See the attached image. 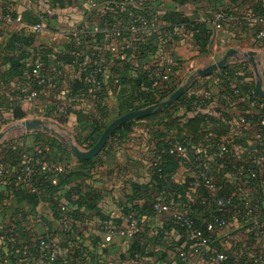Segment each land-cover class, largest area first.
Returning a JSON list of instances; mask_svg holds the SVG:
<instances>
[{
  "label": "crops",
  "instance_id": "0c3cea01",
  "mask_svg": "<svg viewBox=\"0 0 264 264\" xmlns=\"http://www.w3.org/2000/svg\"><path fill=\"white\" fill-rule=\"evenodd\" d=\"M158 2L152 4L150 9H154L160 18L163 8L159 4H164V9L180 12L190 22L196 21L209 26L212 36L205 53H200L193 34L178 26L174 30L176 39L172 43L168 41L169 45L161 47L164 39L150 35L147 41L151 46L144 56L138 57L127 52L128 55L126 54L125 57L111 58L108 48L93 37L92 27H88L90 7L87 0H78L77 3L73 1L72 5L64 9L55 8V0H0V12L10 13L18 18L10 23L0 20V134L6 127L15 124L0 142V158L9 159L12 153H23L21 164L38 157L49 165L57 163L60 154L51 146V142L49 143L51 139L62 143L57 137L44 131L27 132L13 128L26 121L42 120L65 136L68 141H74L79 145L78 142L82 143L86 139L90 122L97 115V104L93 99L92 90L80 91L72 96L70 82L64 77H59L57 85L49 88L48 92L40 96L35 103L25 102L24 97L33 89L32 79L29 76L10 78L8 73L11 68L6 62L7 54L4 51L7 42L15 33L35 35L38 43L50 51L47 60L51 69H55L57 60L66 55L81 56L85 60L97 58L106 62L107 72L102 80L104 102L111 112L117 107V92L112 90V79L116 77L131 79L135 72L158 71L161 67L170 66L173 75L185 84L198 70L219 61L230 50L238 53L237 58L228 61V65L235 71L236 84L255 89L256 77L253 66L248 60V53L253 52L256 55L264 88V42H257L255 38L256 33L264 28V13L258 12L251 0H183L182 4L178 0ZM42 15L46 16L48 31L36 34L32 30L34 25H31L27 19L37 17L40 19ZM219 16H222L223 20H219ZM162 72L164 73V70ZM196 81H198L197 87H203L209 99L220 98L222 86L215 81V78L210 76ZM158 84L157 79L155 86ZM262 104L264 107V99ZM15 106L21 108L25 114L24 119L13 121ZM61 106H66L71 111L66 120L59 116L58 109ZM235 111L237 113L234 116H239V109L236 108ZM183 112L182 109L180 113ZM110 122H113V118H110L106 124ZM135 122L129 134L111 140L107 148L97 156L95 174L90 178L80 177L79 180L55 188L43 185L41 182L34 186L30 182H25L27 184L13 183L10 180L0 182V264H39L29 255L13 252L9 248L5 240L9 232L13 233L20 246L35 243L43 237L50 238L54 248L59 252L58 264H139L140 262L206 264L200 258L193 256L187 263H181L180 253L190 254L191 248L185 249L189 241L172 225L173 214L177 211L198 220L212 217L209 208L202 206L209 198L202 199L198 186L189 188L184 200L173 204L171 212L167 214L160 216L138 214L140 226L133 238L116 237L108 244L103 241L108 229L124 226L126 218L122 216V208L126 206L147 208L156 198L162 199L164 195L152 184V160L158 144L164 140L157 135L163 133L166 135V140H169L175 138L177 132L169 131L162 125L144 119ZM218 128L219 126L216 125L209 135L214 141L209 145L211 151H216L219 155L220 147L226 146L234 161L240 158L243 159V164L248 162L251 165L261 160L264 165V148L258 149L255 145L254 130L243 137V145H235L236 147L231 148V144L226 143L225 134L220 135V139L217 137L220 132H224V129L218 130ZM243 128L246 132L250 130L248 126ZM17 130L19 135H13ZM64 147L68 148L65 145ZM80 148L85 150V146ZM69 160L73 172H84L78 162L79 159L72 152ZM208 167L209 171L214 172L215 169L211 164ZM173 169V182L179 185H184L188 177L198 179L201 171L196 165H177ZM246 170L234 168L230 173H225L219 168L217 189L214 191L207 189L214 199L222 193L232 197L236 202L235 207L228 214L230 220L228 232L218 231L213 234L216 253L228 255L237 252V255H241L248 252L246 248H251L248 247L252 241L251 236L245 231L246 218L239 212L240 206L237 202L240 204L241 201L236 193V185L249 178V168ZM77 185H81V193H90L95 197L93 209L87 206H70V203L66 202V193ZM247 192L253 202L259 200V188L254 187L252 182ZM31 196H37L35 206H31L27 201ZM58 205L77 215L74 227L70 230L71 235L65 232L58 218ZM228 234L231 238H228ZM74 241H77L75 245L81 250L79 252H84V256L67 249V246ZM95 241H99L101 247L94 246ZM154 256L157 258L154 259L155 261L152 260Z\"/></svg>",
  "mask_w": 264,
  "mask_h": 264
},
{
  "label": "trees",
  "instance_id": "16d2710c",
  "mask_svg": "<svg viewBox=\"0 0 264 264\" xmlns=\"http://www.w3.org/2000/svg\"><path fill=\"white\" fill-rule=\"evenodd\" d=\"M73 1L78 0H55V8L57 9H64L68 5H72ZM89 3L93 2L102 6V10L104 12V17H100V12H93L89 14L87 19L88 27H92L95 23H98L100 27L106 28H117L122 23L125 25L128 20V14L126 12H122L118 7H116L115 0H87ZM140 2L142 9H134L132 12L134 15H147L148 14L158 17L154 9H150L151 5L154 3H159V0H137ZM193 1V0H190ZM256 7L258 12L264 13V5L257 3L255 0H251ZM182 4L183 0H178ZM105 4V5H104ZM109 4V5H108ZM163 10H161L160 15L162 16L160 20L165 25L164 30L159 35H153L152 37H158L164 39V42L160 45L161 47L169 45L168 41L171 43L176 39L175 37V27H183L189 30L195 40L197 42V46L200 48V53H205L207 48L210 44V39L212 36V32L208 25L206 24H199L196 21L190 22L183 14L180 12H176L174 10H166L164 4H159ZM2 16L10 15L12 21L18 20L17 17L13 16L10 13L3 12L1 13ZM46 21V16L42 15ZM27 21L31 25H36L41 22V19L37 18H29ZM167 25H170L167 27ZM261 30V29H260ZM259 30V31H260ZM164 33L171 34V37L165 35ZM129 34L127 32L123 33L122 37H128ZM150 36V35H149ZM148 36V37H149ZM95 39H98L100 42L103 40V36H93ZM145 37L140 43H138L134 49H126L121 50L119 54H113L110 51V42L108 46V52L111 58H122L125 57L127 52H131L136 56H144L151 45L147 41ZM103 43V42H102ZM7 54L6 62L10 65L9 77H21V76H29L32 79V90H37L40 93V96L44 95L48 92L49 88L54 87L57 85L58 80L61 77L68 80L71 85V90L73 91L72 96L80 91H87L89 89L92 90V96L94 101L97 104V115L94 116L90 122L89 126V133L84 140V142H78V146L82 147L85 146V150H89L93 148V146L98 142L100 136L106 129L109 124H106L110 118H113V121L127 113L136 110H142L148 108L150 106H154L160 104L170 98L177 90L181 87L186 86V92L182 96V98L176 102L173 106L155 113L144 120H148L150 122H154L158 125H162L167 130H173L177 132V135L173 139L166 140V135L161 133L158 134V138H164L162 142H160L157 146V151L154 154V158L152 160V184L154 188L158 192H163L164 195L162 199L154 200L150 203L147 208H140L136 206H126L122 208V216L126 218L129 215H133L138 219V214L144 215H157L154 211V205L157 202L162 203H169L171 205L177 204L180 200H184L188 189L193 186L199 187V194L203 198H209V200H205L203 207L209 208L212 216H221L224 215L228 217L230 210L235 207V200L232 197H229L226 194H219L218 197L214 199L211 197L207 192V189L212 191L210 187L206 184V180H204V175H208L213 177V181L217 187V180L219 174L217 173V169L221 168L224 170L225 173H230L233 171L234 168L238 169H246L252 170L254 167L253 164L249 165L248 162L242 163L243 159H236L227 154H217L216 151H211L209 145L214 143V141L209 137L211 131L215 129L216 125L219 126L218 130L224 129V132H220L217 136L219 139L221 138L220 135L225 134L227 137L226 143L231 144L232 147H236L235 145H243V137H246V133H250L251 130H254L255 133L261 132L259 127V120L261 119L262 115L264 114V107L255 109L251 106L250 100L247 97H251V94L255 92L254 87L248 89L246 87H241L235 82V71L231 68L228 64L219 72L212 75L215 78V81L222 86V92L220 98L217 100H211L208 98V94L204 91L203 87H197L198 81H194L191 83L181 82L178 78H176L173 74H164L162 71L166 69L160 68L158 71L152 70H141L140 72H135L131 79H124L116 77L112 79V90L117 92L116 102L117 107L115 111H109L105 106V96H104V84H103V76L104 74H100L99 82H100V89L94 91L92 86L87 81L90 74H74L77 75V78H71L73 72H77L79 68V64L84 62V58L77 55H66L57 60V67L55 69H51L48 67V54L50 51L45 47L38 43L37 38L35 35H28L26 33H15L11 36L7 45L4 49ZM154 51V50H153ZM130 54V53H129ZM128 55V54H127ZM37 58H42L44 62L45 70L48 73H52L50 75L56 76V73H60L58 76L57 82L54 84L52 83L46 87H38L37 82L33 75V68L34 62ZM96 62H101L100 59L94 60ZM108 58V63H109ZM78 63V65L76 64ZM104 68L107 70L108 64L105 62L103 64ZM170 67V66H168ZM173 71V69L170 67ZM54 73V74H53ZM167 76L168 80H164V77ZM60 77V78H59ZM158 82L159 84L155 86V83ZM166 84V86L164 85ZM238 91L239 93H236ZM256 95V94H255ZM257 96V95H256ZM22 97H24L22 95ZM263 102V98H260ZM239 109L240 115H242L245 120L248 122L249 131L246 132L243 126L245 124H241L239 122L231 120V117L236 115L235 109ZM184 110L183 113H180L181 110ZM69 113L71 112L68 109ZM25 118V114L22 112L21 108L15 106L13 108V121L22 120ZM143 120V119H142ZM135 121L129 122L120 128L109 140L129 134L132 131L133 125H135ZM264 134V133H263ZM166 140V141H165ZM180 141L184 146H186L189 150V157L185 160L186 164H180V158L178 156L169 155V150L174 146V144ZM51 142V146L55 148L60 154L59 161L57 163H51L52 165L64 164V165H71L69 157L71 156V152L68 148L64 147L62 143H60L56 139L49 140ZM109 142L107 143L104 150L107 148ZM229 142V143H228ZM221 144L220 142L218 145ZM217 145V147H219ZM259 148H264V139L259 142L257 145ZM103 150V151H104ZM102 151V152H103ZM248 151V150H247ZM23 153H12L9 159L0 158V164H4L14 171L7 177L1 178V181L10 180L13 183H25L30 182V184L38 185L41 182L43 185H47L49 187H61L68 183H72L75 180H79L78 178L81 177H92L95 174V160L82 161L78 160L80 163L82 173H75L73 172V167L70 171L60 174V175H52L50 173L44 172L39 173L40 169H36V175L32 179V181H18L19 172L18 170L21 168V158ZM35 159V158H33ZM40 161L44 162L45 160L41 158H36ZM48 161V160H46ZM46 163V162H44ZM209 164L214 167V172L209 171ZM177 165L181 166H198L201 171L199 172L198 179L194 177L186 178V182L184 185H179L173 182L172 178V171L173 168L177 167ZM252 166V168H250ZM247 171V170H246ZM53 180H56V184H53ZM253 186L259 188L260 197L257 203L260 207V214L264 217V165L262 171L257 173L256 180L252 181ZM27 184V183H25ZM147 188L149 185L146 186ZM145 190V187H144ZM78 197L74 199V197ZM226 196L228 198H232V207L228 208L226 212H222V209L216 207V201L218 198H222ZM66 202L70 203V206L75 207H83L87 206L90 209H93L95 206V197L90 193H81V185H77L72 187L65 195ZM28 203L31 206H35L37 203V196H31L27 198ZM202 203V202H200ZM237 205L242 207L238 202ZM200 207L201 204H199ZM173 207V206H172ZM199 207V208H200ZM62 208L58 205V218L62 222ZM240 209V208H239ZM68 211V210H67ZM241 211V210H240ZM242 212V211H241ZM70 214V222H68L67 226H63L65 228V232L68 235H71L70 230L74 227V222L76 220V214ZM25 214V213H24ZM188 215V214H187ZM190 216V215H188ZM191 217V216H190ZM194 227L197 229L205 230L207 224L210 222V219L205 217L204 219H195L191 217ZM139 220V219H138ZM174 227L179 230L180 234L183 235L184 238L188 240L185 236L186 228L183 223L173 219ZM19 226H21L19 224ZM113 229V228H112ZM112 229H108L112 230ZM251 236V243L248 245L250 250L247 253L237 255L236 254H228L227 260L223 264H258L256 260L259 258L261 254V248L259 247V242L255 239L251 233V228H246V230ZM7 237L5 238L9 248L13 252H18L19 254H27L30 257L39 259V247L40 242L42 240L47 241L52 247V241L48 237H43L35 241V243H28L27 245L20 246L13 235L12 232L7 233ZM76 240V239H75ZM189 241V240H188ZM77 241H74L72 244L70 243L67 246V249L70 251H75L76 253H81L79 248L75 245ZM187 242V241H186ZM187 247L192 249L195 245V242L189 241L187 242ZM94 246L101 247V243L99 241H95ZM190 251V250H189ZM212 252L216 253L217 249L213 245ZM235 252V251H234ZM22 255H19L22 257ZM84 252L81 253V256H84ZM235 256V257H234ZM157 259L152 257V260ZM59 263V261H58ZM57 263V264H58ZM221 264V263H216Z\"/></svg>",
  "mask_w": 264,
  "mask_h": 264
},
{
  "label": "built area",
  "instance_id": "2783aa9c",
  "mask_svg": "<svg viewBox=\"0 0 264 264\" xmlns=\"http://www.w3.org/2000/svg\"><path fill=\"white\" fill-rule=\"evenodd\" d=\"M116 7H118L122 12H126L128 14V20L125 25L122 23L117 28H106L100 27L98 23L93 25L91 33L93 36H103V44L108 46L110 42V51L113 54H119L121 50L126 49H134V47L144 40L145 37L149 35H159L164 30L165 25L160 20V16L154 17L150 14L147 15H134V9H142L140 2L137 0H115ZM257 3L264 5V0H255ZM105 5V4H104ZM109 5V4H108ZM90 14L93 12H100V17H104V12L102 10V6L93 2L89 3ZM41 22L32 27V30L36 34H40L48 31V27L46 26V21L43 17L40 18ZM222 19V16H219V20ZM0 20L6 21L8 23L12 22L10 15L2 16L0 12ZM127 32L129 34L128 37H122L123 33ZM165 35L171 37V34L164 33ZM257 42H264V28L258 31L255 35ZM78 65V63L76 62ZM104 62H96L94 60H84L83 63L79 64V68L77 72H73L71 78H77V75L74 74H90L87 81L92 86L94 91L100 89L99 77L100 74H106L107 70L103 66ZM52 73H48L45 70L44 62L42 58H37L34 62L33 75L37 82L38 87H46L51 85L52 83L57 82V78L60 73H56L57 75L52 76ZM54 74V73H53ZM164 74H174V72L170 69V67L166 66L164 70ZM164 80H168V77L165 76ZM236 93H239L236 91ZM257 96H256V95ZM40 98V93L37 90H32L28 95L24 97V101L28 103H35ZM261 97L258 96L256 91L251 94V97H247L250 100V104L253 108H263ZM58 113L61 119L66 120L69 117V111L66 106H61L58 109ZM231 120L239 122L241 124H245L248 126L247 120L241 115L231 117ZM249 127V126H248ZM260 131L256 133V137L253 140L255 145H258L264 139V114L259 120ZM221 154L229 153V149L226 146L220 147ZM169 155L178 156L180 158V164H186L185 160L189 157V150L186 146L182 144V142L177 141L174 146L169 150ZM254 167L252 170H249V178L244 180L243 183L236 185V193L239 197L241 203L239 212L240 214L246 218V227L251 228V235L258 240L259 247L261 248V254L259 258L256 260L258 264H264V217L260 214V207L257 203L253 202L247 192V188L250 186L253 180H256L257 173L262 171L263 164L261 160L254 162ZM40 169L39 173H50L52 175H60L66 173L72 169V165H49L40 161L39 159H29L25 161L21 168L18 170L19 178L18 181H32L34 176L36 175V169ZM14 169L0 164V179L9 176ZM204 180H206V184L212 191L216 190L217 187L213 181V177L204 175ZM53 184H56V180H53ZM216 207L222 209V212H226L228 208L232 206V198H228L223 196L222 198H218L216 201ZM154 211L157 215H164L172 210V205L169 203L157 202L154 205ZM62 224L63 226H67L68 222H70V214L67 209L62 207ZM242 212H241V211ZM173 219L183 223L186 228L185 236L189 241L195 242L194 247L191 249L190 254L180 253L179 259L181 263H187L191 256L200 258L206 264H223L227 260V256L223 253H214L212 252V246L214 245L213 234L218 231L228 232V228L230 227V220L228 217L224 215L212 216L210 222L207 224L205 230L197 229L194 227V223L190 216L184 214L182 212H174ZM140 226L139 220L133 216L129 215L126 217L125 224L123 227L112 229L106 232L103 241L105 243H112L116 237L121 238H133ZM228 238H231V235H227ZM248 251L249 248H246ZM39 264H57L59 261V252L56 251L54 247H52L47 241L42 240L40 242L39 247ZM63 253H66L63 251ZM139 264H153L149 262H140Z\"/></svg>",
  "mask_w": 264,
  "mask_h": 264
},
{
  "label": "water",
  "instance_id": "95a60500",
  "mask_svg": "<svg viewBox=\"0 0 264 264\" xmlns=\"http://www.w3.org/2000/svg\"><path fill=\"white\" fill-rule=\"evenodd\" d=\"M255 53L250 52L248 53V60L249 63L253 66V70L256 77V85L255 91L259 97L264 99V88H263V81L262 75L258 68V63L256 62ZM238 53L234 50L228 51L219 61L211 64L210 66L198 70L194 75H192L188 83L194 82L198 79H204L212 76L214 73L222 70L228 64V61L232 58H237ZM187 87L183 86L179 90H177L170 98L160 104L150 106L148 108L142 110L132 111L127 113L117 119H115L112 123H110L102 135L100 136L98 142L93 146V148L89 150L81 149L74 141H68L62 134L58 131H55L54 128L49 126L46 122L42 120H33V121H26L19 126L14 127L20 128L27 132L30 131H44L46 133L52 134L53 136L57 137L65 146H67L72 154L79 160L88 161L96 158L106 147L109 140L112 136L124 125L129 122L142 120L145 119L155 113L161 112L171 106H173L176 102H178L182 96L185 94ZM8 132H4L0 134V142L6 137Z\"/></svg>",
  "mask_w": 264,
  "mask_h": 264
},
{
  "label": "rangeland",
  "instance_id": "374dc122",
  "mask_svg": "<svg viewBox=\"0 0 264 264\" xmlns=\"http://www.w3.org/2000/svg\"><path fill=\"white\" fill-rule=\"evenodd\" d=\"M217 62V61H216ZM13 126H15V124H12V125H10V126H8V127H6L4 130H3V132H7L11 127H13ZM3 132H1V133H3ZM17 132V133H16ZM10 133H12V132H10ZM14 134L13 135H15L16 134V136L17 135H19V130H17V131H15V132H13ZM65 137V136H64ZM66 138V137H65ZM67 139V138H66Z\"/></svg>",
  "mask_w": 264,
  "mask_h": 264
}]
</instances>
